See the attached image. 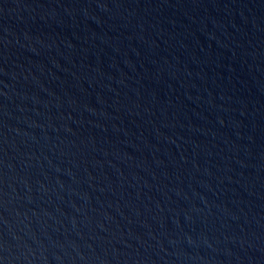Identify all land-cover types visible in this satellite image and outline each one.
I'll return each instance as SVG.
<instances>
[{"label":"water","instance_id":"water-1","mask_svg":"<svg viewBox=\"0 0 264 264\" xmlns=\"http://www.w3.org/2000/svg\"><path fill=\"white\" fill-rule=\"evenodd\" d=\"M0 264H264V0H0Z\"/></svg>","mask_w":264,"mask_h":264}]
</instances>
